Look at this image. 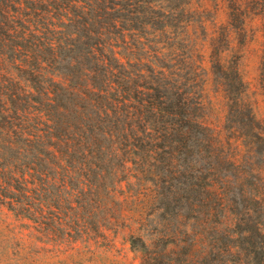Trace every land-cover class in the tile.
Instances as JSON below:
<instances>
[{
	"label": "trees",
	"instance_id": "1",
	"mask_svg": "<svg viewBox=\"0 0 264 264\" xmlns=\"http://www.w3.org/2000/svg\"><path fill=\"white\" fill-rule=\"evenodd\" d=\"M255 20L264 91V0H0V206L58 248L264 264Z\"/></svg>",
	"mask_w": 264,
	"mask_h": 264
},
{
	"label": "rangeland",
	"instance_id": "2",
	"mask_svg": "<svg viewBox=\"0 0 264 264\" xmlns=\"http://www.w3.org/2000/svg\"><path fill=\"white\" fill-rule=\"evenodd\" d=\"M259 21L250 24L251 42L244 50L239 63L240 75L247 85V99L253 113L264 120V91L258 81L261 33ZM128 59H134L128 56ZM26 221L16 219L6 208L0 206V264H139L138 256L130 252L123 236L113 238L111 245L92 241L89 244L77 243L71 247L58 248L40 235L27 229ZM40 240H38V238ZM43 241V242H42ZM73 247V249H71ZM81 252L76 254V252Z\"/></svg>",
	"mask_w": 264,
	"mask_h": 264
}]
</instances>
